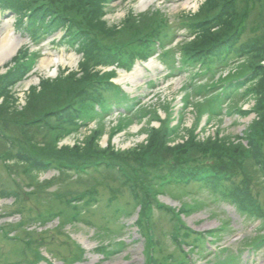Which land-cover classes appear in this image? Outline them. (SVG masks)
I'll return each mask as SVG.
<instances>
[{"label": "rangeland", "instance_id": "rangeland-1", "mask_svg": "<svg viewBox=\"0 0 264 264\" xmlns=\"http://www.w3.org/2000/svg\"><path fill=\"white\" fill-rule=\"evenodd\" d=\"M4 1L0 38L9 33L21 44L0 63V264H264V246L249 249L264 237V219L245 217L223 192L197 183L160 187L168 172L188 166L178 154L208 151L207 145L249 149L247 138L258 130L250 132L259 118L253 91L259 78L247 85L246 98H233L230 116H210L204 105L212 94L196 90L246 73L260 52L234 54L192 88L171 60L185 58L203 41L218 45L232 36V19L226 27L212 23L227 0H214L210 9L213 0H104L100 21L119 31L95 30L88 40L69 42L67 30L50 21L28 31L24 11ZM232 9L242 19L236 46L264 45V0H237ZM163 19L170 24L159 35L167 56L156 43L147 57L131 62L124 54L99 59L96 45L133 52L139 34L118 35ZM44 59L55 61L45 65ZM7 72L20 78L5 89ZM73 82L92 97L81 115L73 110L72 116L66 105L74 93L65 84ZM103 86L108 91L100 96ZM32 103L46 122H31L39 115L26 109ZM247 107L246 117L235 110ZM90 154L97 155L95 163ZM19 155L51 165L35 167ZM262 178L250 191L264 208ZM209 231L215 239L204 236Z\"/></svg>", "mask_w": 264, "mask_h": 264}, {"label": "trees", "instance_id": "trees-1", "mask_svg": "<svg viewBox=\"0 0 264 264\" xmlns=\"http://www.w3.org/2000/svg\"><path fill=\"white\" fill-rule=\"evenodd\" d=\"M6 1H4L5 7L8 6V8H11L12 11H15L17 9H22L24 11L23 16L27 17L28 31L32 32V28L34 31H36L38 30L36 26H39V28H41L45 24L44 21H50L52 26H55V28L59 27L61 29L67 30L64 36L65 42H69L70 39L78 40V38L82 37V39L85 38V40H88L90 39L88 38V36H90L91 33L92 35L96 33L95 30L106 33L110 36L119 31L116 30L114 32L111 29H109L108 31V29H105L103 26L104 22L100 21V15L98 14H101L100 8L103 7L102 5L104 3V0ZM236 1L237 0H227V2L224 1L225 4H221L219 8L220 12L218 13V15L222 16L223 18L218 17V15L212 18L213 25L219 27L229 26L230 21H228L227 18L232 19L234 22V24L230 27V31H232L233 33L232 36L230 35L226 41L218 45H212L213 43H215L213 41H203L202 43L197 44L198 46L194 47L196 49L189 50L186 54V57L180 59V61L181 65L201 64L203 70L208 71L210 75L215 71L216 68L225 65L234 54L250 55L254 53V51L260 52L254 55L256 56L255 59H257V61L250 65L246 73L237 75L236 77H234L235 79L229 81L226 80L227 82H225L224 84H220L218 87H216V84L206 85L205 88H198L196 90L197 94H204L209 96L212 94L208 98V101L205 103V105H203L209 115L214 116L215 114L221 113L222 103H224L226 98H234L235 96L236 98L239 97L240 99L246 98L251 92V89H248L247 85L254 80L258 81L259 78L261 80L260 84H258V86L253 89L257 97L254 111L259 118L255 120V122L250 126V132H252V130L258 125L256 135L254 136L252 132L250 137L247 138L249 149H241L240 147L238 148L232 145L227 146L226 144L217 147L207 145L208 151L197 150L195 152H191L192 148H190L188 151L189 153L178 154L176 160L180 159L182 160L184 166H188H186V168L168 172V174L171 175L170 178H167L165 183H161V185L163 186L160 187H164L166 186V184H169L171 182L184 184L193 182L199 184L203 188L209 187L213 190H219L224 193V197L231 201L234 207L237 208V210L242 211V214L245 217H254L261 222V220L264 219V208L260 202V199H258L255 194L253 195L250 189L252 185L260 183V181L257 182L259 174H261V176L263 175L262 180L264 182V152L262 149V141H264V63H262V61L264 60V45L261 46V44H258L257 47L253 48L248 46L247 49H245V47L243 46H241L240 48L236 46L238 40L240 39V23H242V19L232 9ZM208 8H215L214 0L212 3L210 2L208 4ZM20 22H22V19ZM202 23L203 22L199 23V25H201L200 28H203ZM183 24H185V26L191 27L190 23ZM169 27L170 24L168 23V21L165 22V19H163L161 24L157 23V21L153 24L148 23L142 26V28L139 27L134 32H132L131 29L128 28V34H124V32L126 31L123 30L122 34L118 36L128 35V37H132L135 36L134 34H136V36L137 34H139L137 36L138 41L135 45L136 47L133 49V52L128 51L126 53H122V50H116L111 46H105L106 48H103L99 45H96L94 48L99 52V59L103 61L110 62L114 61L115 59H123L124 57H122V54H124V56L126 55L129 57L128 60L129 62H131L134 56L137 57L136 55L147 56L148 54H150L153 51L154 44L160 43L159 35L161 34V32L168 29ZM176 27L177 26L173 27L172 30H174V28L177 29ZM139 44L140 46H142L140 50L137 49ZM160 45L163 47L161 43ZM89 49H91L92 52L93 49L90 47ZM4 78L5 80L3 81L5 82V89H8L9 82H11L14 78H20V75L7 72L4 75ZM81 80L86 82L89 81V79ZM79 82L65 84L67 90H72V92L74 93V95L69 99V103L66 105V107L70 106L72 108V110L70 111L72 112V116L73 110L79 111V115H81V113L84 112L81 109L82 107H84V103H89L87 100H89V97H92V95L89 94L85 87L82 89L76 87L77 83ZM106 85L107 84H105V86ZM105 86H103L102 91L101 89L100 91H98V93H100V96L102 95V93L108 91L104 90ZM59 100L61 101L62 98L60 97ZM46 102L51 108L55 106L54 104H50L48 99H46ZM100 103H102V101H100ZM30 106L26 107V109H35L33 115H36L37 113L39 114L38 116L33 117V120L31 121L32 123L37 124L38 122L42 123L47 121V118L44 115H40V113L38 112L39 108H37L35 104L32 103L30 104ZM77 107H80V109H77ZM227 109L228 108H226V112L228 113L234 111V109ZM229 109H231V107H229ZM54 112L57 113L56 111ZM236 112L242 116L249 113V111L243 110H236ZM19 156L24 160L33 161V166L35 167H48L51 165L48 162L39 161L37 159V155L33 157H26L25 155ZM39 156L41 155L39 154ZM87 157L92 163H95L97 160V155L95 154L87 155ZM109 157L113 158L112 156ZM204 161H210L211 164L203 165ZM76 168H78V166H74L73 169L77 171L78 169ZM181 170L184 171L180 172ZM227 184L230 185L231 188L230 190L224 191L223 186ZM263 242L264 237H261L257 243L261 244Z\"/></svg>", "mask_w": 264, "mask_h": 264}, {"label": "bare ground", "instance_id": "bare-ground-1", "mask_svg": "<svg viewBox=\"0 0 264 264\" xmlns=\"http://www.w3.org/2000/svg\"><path fill=\"white\" fill-rule=\"evenodd\" d=\"M148 2H150V1H148ZM148 2H144V4L145 3L148 4ZM20 44H21V41L16 40L15 38L11 37V35L9 33H6V35L4 37L0 38V63H2L3 61H5L17 49V47ZM54 61H55L54 59H44V60H42V63H45V65H50ZM138 69H140V68L137 67L136 70H138ZM128 76H129L128 78L131 81H134V79L137 78L138 73L135 71L134 73L129 74ZM232 102H233V97L228 98L226 100V103L224 105V108L231 107L230 105H232ZM249 109H250V107L242 108V109H236V110L237 111H242V110L243 111H249Z\"/></svg>", "mask_w": 264, "mask_h": 264}]
</instances>
